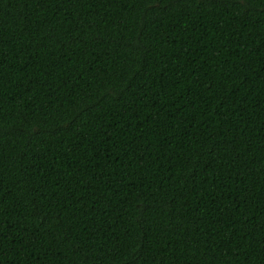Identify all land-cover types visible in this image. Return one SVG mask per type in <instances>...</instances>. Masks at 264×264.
<instances>
[{
  "label": "trees",
  "instance_id": "obj_1",
  "mask_svg": "<svg viewBox=\"0 0 264 264\" xmlns=\"http://www.w3.org/2000/svg\"><path fill=\"white\" fill-rule=\"evenodd\" d=\"M0 264H264V0H0Z\"/></svg>",
  "mask_w": 264,
  "mask_h": 264
}]
</instances>
